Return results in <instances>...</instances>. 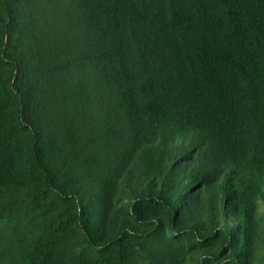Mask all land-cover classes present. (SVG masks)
<instances>
[{
	"label": "trees",
	"instance_id": "1",
	"mask_svg": "<svg viewBox=\"0 0 264 264\" xmlns=\"http://www.w3.org/2000/svg\"><path fill=\"white\" fill-rule=\"evenodd\" d=\"M264 0H0V264H264Z\"/></svg>",
	"mask_w": 264,
	"mask_h": 264
},
{
	"label": "rangeland",
	"instance_id": "2",
	"mask_svg": "<svg viewBox=\"0 0 264 264\" xmlns=\"http://www.w3.org/2000/svg\"><path fill=\"white\" fill-rule=\"evenodd\" d=\"M261 208L263 209V208H264V206H261Z\"/></svg>",
	"mask_w": 264,
	"mask_h": 264
}]
</instances>
